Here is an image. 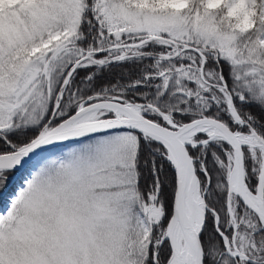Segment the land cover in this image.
<instances>
[{"label": "snow or ice", "instance_id": "snow-or-ice-1", "mask_svg": "<svg viewBox=\"0 0 264 264\" xmlns=\"http://www.w3.org/2000/svg\"><path fill=\"white\" fill-rule=\"evenodd\" d=\"M0 264H264V0H0Z\"/></svg>", "mask_w": 264, "mask_h": 264}]
</instances>
